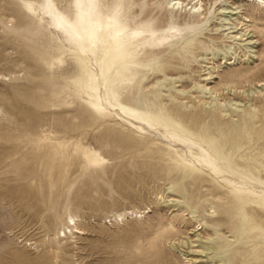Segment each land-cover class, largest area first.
I'll use <instances>...</instances> for the list:
<instances>
[{
    "label": "rangeland",
    "instance_id": "rangeland-1",
    "mask_svg": "<svg viewBox=\"0 0 264 264\" xmlns=\"http://www.w3.org/2000/svg\"><path fill=\"white\" fill-rule=\"evenodd\" d=\"M201 4L206 17L195 38L175 41L161 58L168 63L165 74L150 70L143 86L133 84L128 100L138 107L154 102L175 108L169 93L176 86L185 91L181 101L188 110L195 105L204 112L224 102V92L236 103L223 121H236L241 109L264 98V5ZM157 6L163 9V2L132 0L135 14ZM190 6L178 9L180 25ZM58 43L53 28L23 10L19 0H0V264H187L189 257H196L194 264H220L213 249L200 252L202 244L234 241V227L249 226L237 222L229 189L204 181L207 175L182 177L176 160L193 159L186 145H173L117 108L101 116L92 111L88 96L71 82L78 74L72 54L60 53ZM232 71L246 73L252 83L237 84V92L201 91L203 85L217 87ZM176 77L180 81L173 84ZM251 87L255 92H248ZM259 142L255 152L264 150V139ZM91 151L103 161L93 163ZM239 183L262 192L254 181ZM250 217L264 222V210L262 218ZM252 235L233 245L244 254L231 264L264 263Z\"/></svg>",
    "mask_w": 264,
    "mask_h": 264
},
{
    "label": "bare ground",
    "instance_id": "bare-ground-1",
    "mask_svg": "<svg viewBox=\"0 0 264 264\" xmlns=\"http://www.w3.org/2000/svg\"><path fill=\"white\" fill-rule=\"evenodd\" d=\"M161 1L163 9L157 6L142 15V12L135 14L132 0H19L23 10L53 28L59 41L60 53L72 54L73 65L78 74L71 82L79 93L88 96L86 102L92 111L101 116L111 111L108 108H117L128 117L162 132L173 145H186L193 159L189 160L181 155L182 161L176 160V167L182 169V177L193 176L197 180L207 175L204 181L209 180L218 187L229 189L226 197L230 203L237 204V222L249 226L236 225L233 230L234 241L227 239L220 244H202L200 252L213 249V258L218 263L231 264L239 255L244 254V249L236 245L247 241L245 236L249 233L253 232L252 239L259 240L254 243L256 250H264L258 247L264 243L261 241L264 239V222L250 217V213H256L262 218L261 210H264V150L254 151L257 148L254 144L259 145V141L264 139V98L259 106L249 104L248 108L241 109L236 121L224 122L230 111L229 106L233 107L235 100L229 93L224 94L223 90L237 92V84L252 81L246 73L232 71L223 76L217 87L201 86V91L206 89L211 95L217 94L218 89L222 88L224 99V102L214 101L215 104L204 112L194 104L188 110L181 101L186 98L185 91L177 89L176 86L174 92L169 93L175 108L154 102L145 105L139 102L138 107L129 101L133 84L138 82V87L143 86L144 78L150 70L165 74L168 63L162 62L161 58L173 47L175 41L182 40L187 43L193 40L196 36L195 29L206 17L207 9L201 4L202 0ZM251 1L258 3L255 10L264 5V0ZM189 5L190 11L185 13V26L180 25L177 19L182 12L178 9ZM165 21L166 25H163ZM58 61L63 62V59L59 57ZM158 62H161L159 66ZM179 79L180 77L174 78L173 84L180 81ZM161 84L159 81L157 86ZM255 90L256 87H251L248 92ZM258 123L261 124L257 125ZM138 127L144 129L141 125ZM169 147L180 154L178 147ZM246 149L249 151L246 152ZM90 153L93 163L103 161L104 157L99 153ZM195 161L201 166H207L210 172L197 166ZM239 180L254 181L262 187V192L259 193L253 186L245 190ZM186 206L190 209L187 201ZM209 207L215 208V203ZM216 211L214 209L209 212L214 214ZM118 217L122 218L123 214L119 213ZM188 241L182 239L180 242L187 244ZM174 245L177 247L176 243ZM194 259L187 258V264H194ZM257 259L264 260V255ZM239 261L242 259L237 264Z\"/></svg>",
    "mask_w": 264,
    "mask_h": 264
}]
</instances>
